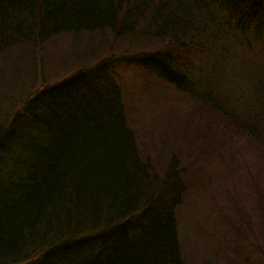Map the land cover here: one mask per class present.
Here are the masks:
<instances>
[{"label":"trees","instance_id":"obj_1","mask_svg":"<svg viewBox=\"0 0 264 264\" xmlns=\"http://www.w3.org/2000/svg\"><path fill=\"white\" fill-rule=\"evenodd\" d=\"M99 31L164 46L108 52L40 82L8 115L17 99L3 94L0 264H188L184 203L232 173L228 163L250 146L252 207L231 208L240 225L264 235V0H0V55ZM121 67L138 70L142 88L159 97L170 89L201 103L215 122L193 133L169 116L153 121L152 141L174 148H146ZM260 244L250 247L262 253Z\"/></svg>","mask_w":264,"mask_h":264},{"label":"rangeland","instance_id":"obj_2","mask_svg":"<svg viewBox=\"0 0 264 264\" xmlns=\"http://www.w3.org/2000/svg\"><path fill=\"white\" fill-rule=\"evenodd\" d=\"M78 36L79 38L70 34L58 35L41 44L37 50L16 47L0 55V110L4 109L6 103L3 94L10 92L17 99V104L10 106L3 114L8 115L12 108L18 106L19 101L25 99L35 85L40 88L41 84H52L83 65L94 64L110 52L120 54L135 49L152 50L164 46L161 40L132 42L114 39L107 31ZM119 70L131 111L132 125L136 129H144L146 148L164 152L174 148L171 143H167L162 149L156 141H152L148 131L151 134L155 130L153 121L160 125L161 121L157 120L169 116L172 122H186L193 133L200 130L208 120L215 122L217 117L201 103L189 100L170 89H162L163 97H159L156 91L142 88L143 80L138 70L128 67H121ZM40 71L43 72V77ZM237 140V145L245 146L241 136L238 135ZM245 149L237 154L238 164L235 159V162L228 163L233 169L232 173H223L225 179H213L210 189L202 195L193 192L181 209L180 241L188 264H219L226 258L240 264H250L246 262L248 259L253 264H264V250L260 253L258 246L250 247L259 242L264 248V235L240 225L238 214L231 208L239 207L242 202L252 207L253 203V190L245 192L244 171L249 169L248 166L256 164L255 150L251 146ZM236 228H241V231Z\"/></svg>","mask_w":264,"mask_h":264}]
</instances>
